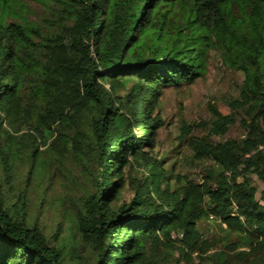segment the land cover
<instances>
[{
  "label": "trees",
  "instance_id": "1",
  "mask_svg": "<svg viewBox=\"0 0 264 264\" xmlns=\"http://www.w3.org/2000/svg\"><path fill=\"white\" fill-rule=\"evenodd\" d=\"M23 1L0 0V140L26 159L28 175L94 160L95 191L77 224L93 264H177L174 255L184 264H264V207L246 181L252 175L264 185V0H30L57 9L65 31L41 65L18 56L39 34L16 21ZM212 50L225 68L243 74L231 108L243 114L245 139L214 146L189 140L195 160L221 168L196 184L165 172L144 149L152 153L162 125L151 117L162 90L202 78ZM216 116L213 133L225 135L235 117ZM134 165L145 175L128 179L132 198L114 210L124 171ZM210 217L224 226L218 252L197 228ZM0 264H62L59 250L23 214L12 215L1 192Z\"/></svg>",
  "mask_w": 264,
  "mask_h": 264
},
{
  "label": "rangeland",
  "instance_id": "2",
  "mask_svg": "<svg viewBox=\"0 0 264 264\" xmlns=\"http://www.w3.org/2000/svg\"><path fill=\"white\" fill-rule=\"evenodd\" d=\"M14 9L17 22L25 20L39 31L31 43H25L18 49V56L31 65L33 62L43 64L54 37L59 34L62 37V32H65L60 27L58 10L45 9L30 0L17 4ZM34 75L36 74L29 72L28 81L34 80ZM242 80L241 72L229 71L223 66L219 53L210 51L207 69L202 78L193 85L162 90L157 108L151 114L162 125L154 134L152 153L148 149H144L145 152L159 162L165 172L186 177L196 184H201L204 178L208 179L211 174L220 172L221 168L209 158L195 160L187 142L203 141L214 146L223 142L241 144L244 141L245 134L239 125L243 114L240 110L233 111L231 108V103L239 97ZM132 85L133 82H126L117 95L125 97ZM217 113L221 116L233 113L235 117L236 121L228 127L225 135L213 133ZM92 121V116H88L82 123L85 142H88V130ZM21 126L20 123L17 124V128L23 129ZM186 126H193L188 134L183 129ZM24 132L26 131L21 133ZM135 133L138 138H145L142 129L136 128ZM12 149L4 138L0 140V192L5 199L6 208L12 215L23 214L27 226L37 229L51 246L59 250L62 264H93L94 252L82 241L77 224L83 202L95 191L94 160L90 158L77 167L68 164L65 170H55L45 165L40 170H32L28 175L26 159L13 157ZM143 170L142 166L137 165L133 169H125L126 184L111 202L112 209L116 210L130 201L132 193L127 187V181L130 177L143 179ZM246 181L254 189L256 201L264 207V185L252 175H247ZM170 184L173 188L176 187L173 180ZM197 228L202 239L215 246L216 249L212 252L221 250L216 243L224 231L220 222L203 219ZM235 240L234 237L231 241ZM160 256L162 258L163 254ZM173 262L184 264L176 255Z\"/></svg>",
  "mask_w": 264,
  "mask_h": 264
},
{
  "label": "built area",
  "instance_id": "3",
  "mask_svg": "<svg viewBox=\"0 0 264 264\" xmlns=\"http://www.w3.org/2000/svg\"><path fill=\"white\" fill-rule=\"evenodd\" d=\"M209 220H213V218H212V217H210V218H209Z\"/></svg>",
  "mask_w": 264,
  "mask_h": 264
}]
</instances>
